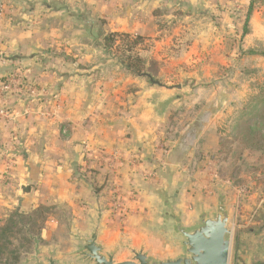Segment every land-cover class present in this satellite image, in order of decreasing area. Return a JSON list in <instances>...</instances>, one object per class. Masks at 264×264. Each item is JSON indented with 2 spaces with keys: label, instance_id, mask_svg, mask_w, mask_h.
I'll return each instance as SVG.
<instances>
[{
  "label": "crops",
  "instance_id": "obj_1",
  "mask_svg": "<svg viewBox=\"0 0 264 264\" xmlns=\"http://www.w3.org/2000/svg\"><path fill=\"white\" fill-rule=\"evenodd\" d=\"M161 1L0 0L6 10L0 50L9 56L0 62V87L11 75L20 76L0 103L11 115L0 117V220L16 210L30 213L49 205L69 211L65 224L70 236L87 233L101 210L99 242L104 246L144 243L153 254L164 256L175 252L173 243H165L158 232L167 202L178 195L175 208L187 223L197 207L214 208L212 171L205 169L204 159L193 157L191 145L205 135L209 113L165 149L163 126L183 102L178 94L183 87L149 86L106 57L107 51L94 41L99 19L106 22V31L112 18L121 21L120 31L138 33L143 41L157 37L161 31L153 13ZM48 16L73 18L75 25L66 27L69 38L57 41L65 43L62 56L49 52L54 44L47 40L56 32L46 30ZM86 18L95 24H85ZM82 32L91 41L78 38ZM155 47L157 52L162 49L158 43ZM172 62V57L165 60L167 66ZM30 86L36 90L34 97ZM104 181L115 185L116 197L103 198L116 200L115 211L101 209L94 190ZM260 215L264 220V206ZM51 222L59 224L55 218ZM48 235L45 228L46 242L54 239ZM58 244L43 247L60 248ZM252 245L236 248L238 264H264V234L255 235ZM127 256L122 251L118 261Z\"/></svg>",
  "mask_w": 264,
  "mask_h": 264
},
{
  "label": "rangeland",
  "instance_id": "obj_2",
  "mask_svg": "<svg viewBox=\"0 0 264 264\" xmlns=\"http://www.w3.org/2000/svg\"><path fill=\"white\" fill-rule=\"evenodd\" d=\"M168 1L170 0H162L161 8L155 9L153 13L156 25L161 31L157 37L143 41L138 33L120 31L121 21L119 18H112L106 31V22L99 19L101 25L95 26L98 32L97 40L94 41H99L100 47L107 51L105 56L118 64H121L120 58L127 54L129 48H133L135 54L146 60V66L155 75L154 80L168 87H183L184 91L178 93L183 102L170 114L185 109L192 110L194 117L188 127L179 130L180 137L191 125L198 124L206 113L211 116L205 135L196 143H193L195 140L192 142V152L194 158L204 159L202 161L205 162V169L209 167L208 170L212 171L211 183L216 185L213 188L215 206L218 195L223 194L231 209L233 245L230 264H238L237 260L241 263L235 247L238 232L252 230V234L243 236V250L244 246L255 242V230H258L257 235L264 234V220L260 215L264 206V141L259 142L255 123H246L252 115L241 117L249 101L264 86V55L249 53L250 50L264 51V0L257 4L249 23V33L245 36L244 14L249 0ZM0 6L3 8L1 23L6 11L5 3L0 2ZM67 19L48 16L49 28L46 30L56 32L55 36L47 40L48 44H54L49 52H56V56H62L65 51L62 40L69 38L66 27L75 25L73 18ZM77 21L81 24L83 18ZM86 21L85 24H95L90 23L88 18ZM115 32L130 34L131 40L138 38V42L132 43L130 39L120 37L114 46L106 48L104 37ZM84 34L85 32L81 33L82 36ZM81 35L78 38L91 41L88 36L86 39ZM60 39L62 43L57 42ZM156 43L161 46V51H156ZM171 57L174 62L167 66L165 60ZM7 60L9 56L0 50V62L6 63ZM129 74L144 79L149 86L165 88L151 83L144 76L146 73L141 76L131 72ZM196 106L200 107L199 111H194ZM240 120L243 124L238 123ZM167 122L162 130L164 137L169 135L166 130ZM257 144L261 149H256ZM169 146L167 144L164 148L169 149ZM113 193L116 197L117 193ZM115 201L112 200L113 211L116 210ZM44 206L48 208V220L45 224L50 233L48 238L57 237L58 240L40 241L41 246L58 241V257L64 258L73 244L69 236L71 231L67 230L65 224L70 213L67 210H55L49 205ZM53 218L59 220L58 225L51 222ZM32 250L23 254L18 264H22ZM120 259L125 258L121 255Z\"/></svg>",
  "mask_w": 264,
  "mask_h": 264
},
{
  "label": "water",
  "instance_id": "obj_3",
  "mask_svg": "<svg viewBox=\"0 0 264 264\" xmlns=\"http://www.w3.org/2000/svg\"><path fill=\"white\" fill-rule=\"evenodd\" d=\"M150 82L169 89H180V86L168 87L152 79ZM178 195L167 202L162 212L163 224L158 232L165 243H173L175 252L157 256L142 243L134 247L131 243L120 242L113 247H106L99 242L102 231V212L90 230L85 233L70 234L73 250L58 257L59 248H44L34 238V247L27 254L22 264H230L233 245V217L231 209L223 194L218 195L213 209L204 206L196 208L193 219L187 223L182 211H177ZM122 251L128 256L119 262Z\"/></svg>",
  "mask_w": 264,
  "mask_h": 264
},
{
  "label": "trees",
  "instance_id": "obj_4",
  "mask_svg": "<svg viewBox=\"0 0 264 264\" xmlns=\"http://www.w3.org/2000/svg\"><path fill=\"white\" fill-rule=\"evenodd\" d=\"M260 1L261 0H249L244 14L243 36L249 33L251 17ZM120 37L131 40L130 34L118 32L111 33L104 37L106 48L114 46L117 41H119L118 39H120ZM131 41L132 43H137L138 38H134ZM132 49L133 48H129L126 52L127 54H124L120 58V62L124 68L135 75L141 76L146 73L152 79H155V75L151 73L150 69L146 66V60L138 54H135ZM249 53L253 55H264V51L259 52L257 50H250ZM199 109V106L194 107V111H199ZM246 115H252L249 120H246V123L254 122L255 132L259 136V142H262V140L264 141V86H261L258 93L249 101L241 117ZM193 117L192 110L182 109L172 112L168 117V126L166 128L169 135L165 136L163 141L169 145L177 141L180 138L179 130L188 127L192 123ZM242 121H245V119ZM240 122L241 120L238 123ZM241 124H243V122H241ZM163 128L165 129V125ZM255 147L256 149H261V146L258 144L255 145ZM94 190L99 196L101 209L110 207L113 211V207L111 205L109 206V203L112 201L110 199L114 197L113 185L108 184L106 181L100 182L94 185ZM108 194L111 195V198L103 200L105 195ZM47 212L48 208L41 205L30 213L16 210L6 219L0 220V264H18L22 255L33 249L34 238L43 242L42 232L48 220ZM39 220H41L42 223L39 224ZM257 231L258 230H255V235H257ZM249 234H252V230L238 232L235 237V247L237 248L240 246L243 243V236Z\"/></svg>",
  "mask_w": 264,
  "mask_h": 264
},
{
  "label": "built area",
  "instance_id": "obj_5",
  "mask_svg": "<svg viewBox=\"0 0 264 264\" xmlns=\"http://www.w3.org/2000/svg\"><path fill=\"white\" fill-rule=\"evenodd\" d=\"M3 15V8L0 6V18ZM20 78L19 75H11L9 79L0 87V103L2 102V98H4V94L10 92L13 89V85L18 81ZM30 95L33 97L36 95V90L33 87H28ZM0 117L9 119L11 117L8 108L5 106L0 105ZM115 207H117V202H114Z\"/></svg>",
  "mask_w": 264,
  "mask_h": 264
}]
</instances>
